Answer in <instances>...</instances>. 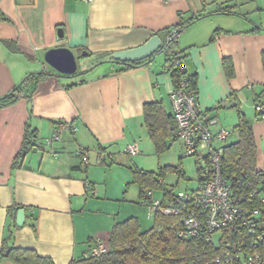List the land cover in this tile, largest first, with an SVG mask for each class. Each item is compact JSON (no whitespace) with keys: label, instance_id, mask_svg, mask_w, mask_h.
Here are the masks:
<instances>
[{"label":"crops","instance_id":"0c3cea01","mask_svg":"<svg viewBox=\"0 0 264 264\" xmlns=\"http://www.w3.org/2000/svg\"><path fill=\"white\" fill-rule=\"evenodd\" d=\"M176 27L182 29L173 52L186 75L196 77L198 106L217 120L214 129L229 133L230 143L238 105L262 168L264 118L256 116L255 101L264 105V0H0V98L22 84L26 90V98L0 107V248L5 241L69 264L130 216L125 203L132 197L124 190L144 154L156 155L142 108L161 102L172 115L173 87L163 53L133 68L111 56L153 36L164 46ZM55 48L77 57L73 75L45 64V52ZM67 123L75 131L47 145ZM27 127L34 146L13 168ZM132 143L139 154L128 158L123 150ZM81 149L88 153L85 169ZM99 151L114 161L98 166ZM13 207L25 212L21 228ZM7 255L0 250V264H18Z\"/></svg>","mask_w":264,"mask_h":264},{"label":"trees","instance_id":"16d2710c","mask_svg":"<svg viewBox=\"0 0 264 264\" xmlns=\"http://www.w3.org/2000/svg\"><path fill=\"white\" fill-rule=\"evenodd\" d=\"M173 43L167 44L162 52L165 56L163 71L169 75L173 88L178 87L180 82L183 81L186 92L195 94L196 77L186 75L183 71L182 59L179 53L173 52ZM142 63L144 62L138 64ZM138 64H125V67L133 68ZM40 78L38 77V80ZM22 85L17 87L10 96L0 98V107L13 104L21 92ZM255 103L264 106L257 99ZM234 108L238 117L237 124L232 129L236 134V140L228 143L227 138L222 144L221 176L230 186L236 202L241 208L258 210L260 214L257 218L259 230L264 233V204L260 201L261 197L264 196V158L262 168H259L256 164V144L251 126L241 114L239 106L236 105ZM142 109L144 127L155 153L159 154L166 151L168 149L167 141H176L174 139L175 125L172 115H167L161 102L145 104ZM256 116L259 117L257 113ZM33 135V131H30L27 127L20 152L12 163L13 168L18 166V159L34 146ZM163 169L165 172H172L178 176L183 175L180 166H167ZM161 175L162 172L157 180L156 177L158 176L154 173L133 170L131 183L138 185L140 205L143 206L146 195L145 189L152 190L153 193L156 189H159L162 194L160 198L162 203L176 195V193L164 189V181H162ZM198 181L197 170V185ZM182 204L185 206L184 210L189 208L186 204ZM182 204L180 207H182ZM13 209L17 211L20 208L13 207ZM149 218L153 219V222L145 230L141 229L139 219L134 216L127 217L121 222H115L109 232V238L106 240L108 245L106 253L98 257H92L88 253L85 258L74 260L69 264H213V259L219 256L220 252H217L215 247L208 241L206 242L201 235L188 239H181L177 236L178 232L182 230V217L157 213ZM0 250L2 253L7 252V257L18 264H53L51 260L39 257L34 251L6 247L5 241ZM257 250L260 257L256 264H264V240L257 245Z\"/></svg>","mask_w":264,"mask_h":264},{"label":"built area","instance_id":"2783aa9c","mask_svg":"<svg viewBox=\"0 0 264 264\" xmlns=\"http://www.w3.org/2000/svg\"><path fill=\"white\" fill-rule=\"evenodd\" d=\"M181 29L178 27L173 30L169 43L179 38ZM20 91L18 97L26 98L25 88L21 87ZM169 96L175 125L174 139L183 145L184 156L193 158L199 181L194 190L180 191L163 203L160 198H155L152 190L145 189L143 206L148 209L147 216L161 213L182 217V230L177 236L181 239L203 236L206 242L220 252L219 256L213 259V264H256L260 257L257 245L264 240V233L259 230L257 222L260 214L256 209L241 208L230 186L221 176L222 144L229 133L214 129L217 120L198 106L196 95L186 92L183 81L178 87L172 88ZM255 112L261 119L264 118V106L255 105ZM74 131L69 123L60 124L46 144L60 141L62 132ZM77 153L81 161L80 168L85 169L89 164L88 153L82 149ZM138 154V146L134 143L123 150V155L128 158ZM113 161L111 155L97 152L98 165L106 166ZM260 201L264 204V196ZM182 203L189 208L184 210ZM107 250L106 241L97 239L89 255L98 257Z\"/></svg>","mask_w":264,"mask_h":264},{"label":"rangeland","instance_id":"374dc122","mask_svg":"<svg viewBox=\"0 0 264 264\" xmlns=\"http://www.w3.org/2000/svg\"><path fill=\"white\" fill-rule=\"evenodd\" d=\"M159 57L160 56H157V58ZM166 145L168 146V149H166V151L162 153L159 154L156 153V155L144 154V157L141 158L142 165H140L139 169L141 171L156 174V176H158L156 177L157 180L158 178H160L159 176L160 173L162 172L161 177H162V181H164V189H166L167 191H172L173 193H179L180 191L182 192L185 190L192 191L197 186V169L195 168L193 158L192 157L188 158L184 156L183 145L179 140L178 141L169 140L167 141ZM132 166L133 165L130 163L129 167ZM167 166H175V167L180 166V168H182L183 170V175L178 176L177 174L172 172H168V171L165 172L163 168ZM137 186L138 185L132 183L130 186L125 188L124 191L126 192L124 194L125 195L124 197H126V195L132 197V199H130V197L128 198L132 201L127 200L128 202L125 204H127L129 208L128 213L130 214V216L128 217L134 216L137 219H139L141 223V229L145 230L152 225L153 219H150L147 216L148 214L147 207L145 206L143 207L142 205L137 204L138 202L135 195L138 188ZM132 191L134 195L132 194ZM154 194H155V198L162 197L161 191L159 189H156L154 191ZM118 195H121L120 192ZM122 218L124 217L120 216L119 220ZM213 240H215V238H213Z\"/></svg>","mask_w":264,"mask_h":264},{"label":"water","instance_id":"95a60500","mask_svg":"<svg viewBox=\"0 0 264 264\" xmlns=\"http://www.w3.org/2000/svg\"><path fill=\"white\" fill-rule=\"evenodd\" d=\"M58 39H62V31H57ZM166 45L162 46L160 39L157 36L149 38L143 45L132 50H125L124 52H114L111 56V62L120 63L125 66L138 64L139 62H150L151 59L161 55ZM44 62L57 74L62 76L73 75L77 71V57L67 48H55L45 52ZM32 151L36 152L35 149ZM25 221V212L17 210L14 225L18 228L23 227Z\"/></svg>","mask_w":264,"mask_h":264}]
</instances>
